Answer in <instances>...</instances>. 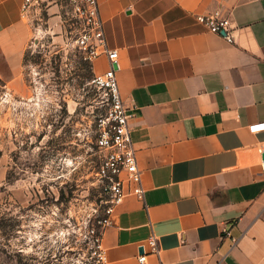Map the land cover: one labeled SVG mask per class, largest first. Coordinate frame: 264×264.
<instances>
[{
	"label": "crops",
	"instance_id": "obj_1",
	"mask_svg": "<svg viewBox=\"0 0 264 264\" xmlns=\"http://www.w3.org/2000/svg\"><path fill=\"white\" fill-rule=\"evenodd\" d=\"M98 3L145 188L104 230L108 264H142L143 245L144 264H264V130L250 129L264 122V0ZM22 4L0 0L7 84L24 71L31 39ZM215 10L231 18L233 42L197 19ZM94 67L104 71L107 57Z\"/></svg>",
	"mask_w": 264,
	"mask_h": 264
},
{
	"label": "rangeland",
	"instance_id": "obj_2",
	"mask_svg": "<svg viewBox=\"0 0 264 264\" xmlns=\"http://www.w3.org/2000/svg\"><path fill=\"white\" fill-rule=\"evenodd\" d=\"M44 2V1H43ZM30 22L25 68L0 78V264H88L98 205L99 72L66 0Z\"/></svg>",
	"mask_w": 264,
	"mask_h": 264
},
{
	"label": "built area",
	"instance_id": "obj_3",
	"mask_svg": "<svg viewBox=\"0 0 264 264\" xmlns=\"http://www.w3.org/2000/svg\"><path fill=\"white\" fill-rule=\"evenodd\" d=\"M44 0H23L22 15L34 17ZM82 24L76 37V44L89 62L102 56L108 59V67L94 74L92 83L102 93L104 112L97 116L95 144L100 153V163L96 170V183L99 189L98 205L93 214L94 224L90 229L93 246L91 261L88 264H108L103 246V234L112 223L117 208L130 195L144 200L145 188L142 172L138 165L137 149L131 134L130 120L133 114L125 105L117 78L118 51L109 47L104 22L100 15L98 0H66ZM197 19L213 33L229 42L234 41V26L231 18L220 10L209 14H199ZM225 33V34H224ZM117 65V68H115ZM252 131L264 130V122L250 125ZM264 176V159L261 162ZM224 233L229 235V230ZM150 250L160 254L158 236L152 232L148 238ZM144 248V245H143ZM147 252L139 255L144 264Z\"/></svg>",
	"mask_w": 264,
	"mask_h": 264
},
{
	"label": "water",
	"instance_id": "obj_4",
	"mask_svg": "<svg viewBox=\"0 0 264 264\" xmlns=\"http://www.w3.org/2000/svg\"><path fill=\"white\" fill-rule=\"evenodd\" d=\"M225 34V33H224ZM115 68H117V65H115ZM263 157H264V155H263ZM141 251L143 252L144 251V248H141Z\"/></svg>",
	"mask_w": 264,
	"mask_h": 264
}]
</instances>
